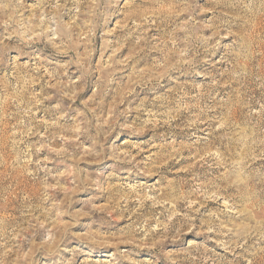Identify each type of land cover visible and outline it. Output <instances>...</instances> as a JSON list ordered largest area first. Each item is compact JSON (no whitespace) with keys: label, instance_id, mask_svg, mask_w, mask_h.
Segmentation results:
<instances>
[{"label":"rangeland","instance_id":"obj_1","mask_svg":"<svg viewBox=\"0 0 264 264\" xmlns=\"http://www.w3.org/2000/svg\"><path fill=\"white\" fill-rule=\"evenodd\" d=\"M0 264H264V0H0Z\"/></svg>","mask_w":264,"mask_h":264}]
</instances>
